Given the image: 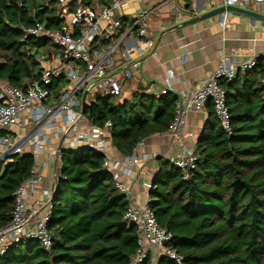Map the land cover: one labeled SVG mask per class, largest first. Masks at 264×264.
Instances as JSON below:
<instances>
[{
  "label": "trees",
  "instance_id": "trees-1",
  "mask_svg": "<svg viewBox=\"0 0 264 264\" xmlns=\"http://www.w3.org/2000/svg\"><path fill=\"white\" fill-rule=\"evenodd\" d=\"M94 0H84L90 5ZM107 4L108 0H97ZM56 5L46 0H0V78L26 90L39 80L37 57L57 50L47 38L20 41L35 21L59 27ZM125 19L122 18L124 22ZM264 61L219 80L225 93L231 132L217 120L213 104L204 108L207 123L194 145L197 161L186 178L170 161L158 157L147 202L158 226L172 234L166 244L182 264H264ZM53 79L56 94L66 82ZM176 95L133 90L129 95L101 96L82 108L91 127L110 122L108 140L128 156L145 137L164 133L174 117ZM102 153L86 147L60 153L59 177L51 200L47 229L49 251L29 240L0 257V264H129L137 248L135 229L124 222L129 201L102 170ZM0 164V228L11 218L13 191L30 175L31 153L15 154ZM21 244V245H22ZM143 264H153L147 259ZM155 264H176L161 256Z\"/></svg>",
  "mask_w": 264,
  "mask_h": 264
},
{
  "label": "built area",
  "instance_id": "built-area-1",
  "mask_svg": "<svg viewBox=\"0 0 264 264\" xmlns=\"http://www.w3.org/2000/svg\"><path fill=\"white\" fill-rule=\"evenodd\" d=\"M51 1L57 6L55 15L61 20L59 27L47 29L43 23L35 21L22 30L20 38L21 42L32 36L47 38L57 50L51 53L49 60L43 55L37 57L42 67L39 80L22 90L0 78V164L6 165L15 154L31 153L34 158L30 175L12 193L14 207L10 221L0 228V257L29 240L39 241L44 250H50L52 239L47 224L55 187L40 186L44 179L42 168L51 162L52 179L56 183L61 151L86 147L103 154L102 170L112 176L116 189L129 201L123 218L127 225L134 227L137 243L129 264H143L147 259L155 264L161 256L182 264V257L166 245L172 234L158 226L148 201L139 202L126 180L134 166L147 157L138 156L136 149L124 157L111 155L110 122L106 121L102 127H91L81 111L83 105L89 104L87 99L92 101L95 94L120 96L127 79L139 70L141 58L151 45L146 38L148 11L138 9L130 14L128 30L134 31L133 38H126L125 34L114 38L122 27V0H108L107 4L94 0L90 5L84 0ZM220 1L223 6L247 9L262 0ZM228 13L226 10L220 13L221 27L229 26ZM120 43L124 45L122 50ZM258 58L264 61V52L231 65L220 55L219 65L193 91L176 95L174 117L166 132L179 150L168 161L181 170L184 178L194 169L198 158L193 147L182 145L188 113L202 111L206 102L211 101L222 130L229 135L230 115L224 90L218 82L231 81L238 71L254 68ZM60 75L67 81L54 96L49 87ZM260 82L264 86V77ZM168 91L165 88L156 96ZM46 129H52L53 138L57 140L53 146L48 145L50 138Z\"/></svg>",
  "mask_w": 264,
  "mask_h": 264
},
{
  "label": "crops",
  "instance_id": "crops-1",
  "mask_svg": "<svg viewBox=\"0 0 264 264\" xmlns=\"http://www.w3.org/2000/svg\"><path fill=\"white\" fill-rule=\"evenodd\" d=\"M220 5V0H122L121 20L122 18L125 20L122 21V27L117 30L114 38L119 34H125L129 39L133 38L134 31L128 30L130 14L138 9H145L148 11L149 20L146 38L151 41L148 51L141 58L139 70L125 82L123 87L125 96L136 89L157 95L165 88L174 95H188L219 65L220 55L226 57L229 64L234 65L263 53L264 21L241 13L229 11L227 28L221 27L218 14L178 29H168L188 18L195 9L202 13ZM247 9L264 13V0L249 5ZM123 48V43H120L119 49ZM207 120L205 108L202 111L188 113L183 146L194 148ZM56 124L59 125V122ZM45 131L50 138L48 145H55L57 140L53 138L52 129ZM109 147L111 155L124 157L111 145ZM134 149L138 156L145 155L147 158L134 166L132 174L126 180L136 199L139 202H147L149 200L147 185L158 171L157 158L163 157L168 160L176 155L179 146L174 144L167 132H164L145 137ZM50 166L51 162L48 161L46 167L42 168L44 175L40 185L42 188L55 187Z\"/></svg>",
  "mask_w": 264,
  "mask_h": 264
},
{
  "label": "water",
  "instance_id": "water-1",
  "mask_svg": "<svg viewBox=\"0 0 264 264\" xmlns=\"http://www.w3.org/2000/svg\"><path fill=\"white\" fill-rule=\"evenodd\" d=\"M225 10L241 13V14L247 15L249 17L264 21V13L251 11V10L246 9V8H239L236 6L220 5V6L214 7L210 10L204 11L202 13H198L200 10L195 9L188 18H184L183 20L177 22L175 25L168 27V29H178V28L183 27V26L191 25V24H194L196 22L202 21L204 19L217 16L218 14H220L221 12H223ZM85 92H84V94H85ZM84 94H83V97H84ZM84 106L85 105H83V107Z\"/></svg>",
  "mask_w": 264,
  "mask_h": 264
},
{
  "label": "rangeland",
  "instance_id": "rangeland-1",
  "mask_svg": "<svg viewBox=\"0 0 264 264\" xmlns=\"http://www.w3.org/2000/svg\"><path fill=\"white\" fill-rule=\"evenodd\" d=\"M44 57H46L47 58V55L46 54H42ZM83 71H85V69H83ZM124 89V88H123ZM127 90L129 91V87L127 88ZM90 102V99L88 100V103ZM4 168V165L2 166V169ZM19 246V245H18ZM25 247V245L24 244H22V245H20L18 248H24Z\"/></svg>",
  "mask_w": 264,
  "mask_h": 264
}]
</instances>
